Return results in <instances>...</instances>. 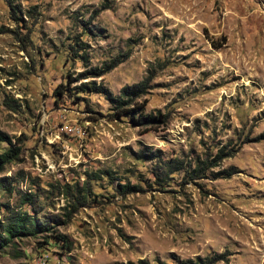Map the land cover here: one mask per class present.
<instances>
[{"label": "rangeland", "instance_id": "obj_1", "mask_svg": "<svg viewBox=\"0 0 264 264\" xmlns=\"http://www.w3.org/2000/svg\"><path fill=\"white\" fill-rule=\"evenodd\" d=\"M147 77L143 111L166 121L113 116ZM0 130V153L20 148L0 171V264H264V0H0ZM87 181L69 215L66 185Z\"/></svg>", "mask_w": 264, "mask_h": 264}, {"label": "trees", "instance_id": "obj_2", "mask_svg": "<svg viewBox=\"0 0 264 264\" xmlns=\"http://www.w3.org/2000/svg\"><path fill=\"white\" fill-rule=\"evenodd\" d=\"M126 59V56L117 55L115 58L111 59L108 62L103 63L100 67H94L88 70H85L84 72L80 73L77 79H85L88 77H98L101 76L115 67H117L120 63H122ZM151 77H147L143 79L142 81L124 86L121 89V92L118 96H113L112 101L114 102L113 107V116H122V115H129L133 122L139 125H146L151 124L155 122H165L166 117L159 113L158 115L154 114H146L143 110V105L139 101V98L146 92L147 87L149 85V80ZM85 87L89 89H96V91H104L105 88L103 86L97 85L96 82H93L92 85L85 84ZM64 91V89H59L57 94H60ZM0 141H10L9 135L0 130ZM19 149L18 147H12L10 149L4 150L0 153V171L2 167L15 160L19 155ZM235 149L233 147L227 149L226 146L219 149L217 156L213 158L212 160L208 159H201L197 162V164L194 167H190L186 169L187 174H189L192 178H199L204 177L207 172L213 168L218 166L223 159L226 157H230L234 155ZM143 156L145 153L142 154ZM156 155V154H155ZM167 166H169L168 171L166 172V175L169 173H173L175 171H179L182 168H185V164L183 161L178 162H167ZM107 175L109 174L108 171H105ZM231 172H229L227 175H230ZM89 183V181H87ZM85 183V187L81 188L79 185H75V188L72 191H70V185H66V191L67 193H70L73 197V207L69 215H71L73 212H76L77 209H79L80 206H83L87 203L88 197L91 194V186L90 183ZM119 188L121 189L122 193L125 192H134L138 191L139 186L128 183V184H120ZM9 234L12 236H18L22 233L26 232L24 218L19 217L16 220H14L11 223V226L8 228ZM55 237L58 239V241H61L63 245H66L68 247L67 249H70V245L68 244L67 240L61 235V234H54ZM217 257V258H216ZM216 257H213L211 261H214L218 259L219 257H222V255H218ZM205 260V261H204ZM187 259L185 260V264H208L206 259ZM129 264H149V262L145 259H140L138 262L130 261ZM160 264H167L166 262H161Z\"/></svg>", "mask_w": 264, "mask_h": 264}]
</instances>
